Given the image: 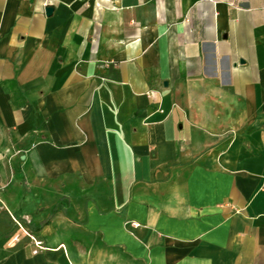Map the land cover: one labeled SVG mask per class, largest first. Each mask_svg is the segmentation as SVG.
Here are the masks:
<instances>
[{
    "label": "crops",
    "instance_id": "obj_1",
    "mask_svg": "<svg viewBox=\"0 0 264 264\" xmlns=\"http://www.w3.org/2000/svg\"><path fill=\"white\" fill-rule=\"evenodd\" d=\"M0 264H264V0H0Z\"/></svg>",
    "mask_w": 264,
    "mask_h": 264
},
{
    "label": "built area",
    "instance_id": "obj_2",
    "mask_svg": "<svg viewBox=\"0 0 264 264\" xmlns=\"http://www.w3.org/2000/svg\"><path fill=\"white\" fill-rule=\"evenodd\" d=\"M16 224L18 225V226H20L19 225V223H17L16 222ZM29 236V235H28ZM30 237V236H29ZM32 240H33V238L32 237H30ZM35 246L38 248V249H40L41 247H40V243L39 242H35Z\"/></svg>",
    "mask_w": 264,
    "mask_h": 264
},
{
    "label": "water",
    "instance_id": "obj_3",
    "mask_svg": "<svg viewBox=\"0 0 264 264\" xmlns=\"http://www.w3.org/2000/svg\"><path fill=\"white\" fill-rule=\"evenodd\" d=\"M52 10H53V9H52L51 7H47V8L45 9V13H46V15H49V14L51 13Z\"/></svg>",
    "mask_w": 264,
    "mask_h": 264
}]
</instances>
